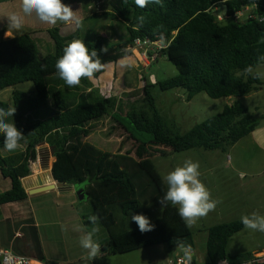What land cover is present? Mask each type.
<instances>
[{
  "label": "trees",
  "instance_id": "obj_1",
  "mask_svg": "<svg viewBox=\"0 0 264 264\" xmlns=\"http://www.w3.org/2000/svg\"><path fill=\"white\" fill-rule=\"evenodd\" d=\"M71 1V0H65ZM111 19L122 20L128 31V39L118 44H108L103 37L93 41L81 39L80 30L63 36L60 28L48 30L54 41L55 51L41 59L32 30H20L14 38L0 39V90L33 83L34 96L14 90L16 126L25 135L21 145L7 159L0 153L3 174L13 182L12 189L0 195V204L23 200L27 193L22 179L32 174L31 164L37 160L41 142L55 148L52 174L55 181L67 185L85 187L92 212L84 215L87 228L93 225L88 217H98V225L106 231L100 238L101 253L116 256L141 249L165 245L176 247V239L196 247L195 235L178 214V207L169 204L161 210L159 199L167 191L166 182L157 174L150 157L153 146L165 147L180 153L191 149L226 152L260 126V118L241 102L227 105L219 114L209 117L185 134L168 128L155 105L153 87L162 91L183 88L191 101L200 93L212 99L243 98L260 90L258 76H247L244 69L263 64L264 55V0H227V15L218 19L216 6L225 0H162V6L149 3L139 8L134 0H104ZM251 6V16L244 22L234 15ZM143 16V22L139 17ZM7 30V27L4 29ZM2 31V35L4 33ZM164 36V48L158 52L154 63L162 54L177 68L178 76L151 84L143 78L144 98L127 106L116 96H98L86 102L82 86L69 88L59 78L55 64L62 57L63 49L73 40L85 42L89 52L96 50L105 67L94 74L98 79L106 68L122 60L132 58L135 41H150L155 49ZM148 55L153 57L154 52ZM258 77V78H254ZM85 87L90 80L82 79ZM7 107L0 102V108ZM124 107L128 108L124 110ZM119 112V113H118ZM124 113V114H123ZM120 115H124L120 119ZM111 117L138 143L136 157L130 154L115 156L117 167L107 174L102 166L107 155L97 154L85 140L92 134L93 125ZM151 135L149 141L135 138L126 126ZM6 149L0 133V151ZM157 152V151H155ZM117 213L129 219L131 230L125 221H119ZM145 215L154 230L141 233L132 215ZM241 220L215 225L207 229L206 254L208 264H264V259L251 253L231 255L228 244L242 231ZM97 234L95 233V236ZM98 236V235H97Z\"/></svg>",
  "mask_w": 264,
  "mask_h": 264
},
{
  "label": "crops",
  "instance_id": "obj_2",
  "mask_svg": "<svg viewBox=\"0 0 264 264\" xmlns=\"http://www.w3.org/2000/svg\"><path fill=\"white\" fill-rule=\"evenodd\" d=\"M62 3L72 7L74 11H79L82 18L81 26L65 25L61 22L55 26H50L39 23L35 16L26 18L23 30L33 31L32 36L37 44L38 55L41 59L55 51L54 41L48 33L49 29L60 28L63 36L72 35L80 30L81 39H84L86 29H90L86 23L89 18L116 21L105 15L109 8L106 7L104 0H88L86 2L83 0H62ZM20 11V0H0V39L8 40L17 35L18 32H13L11 37H6L5 32L7 30L4 29L8 24L6 17L13 12L20 13ZM102 25L108 27L104 23ZM95 35V37H110L107 32L102 31L101 26L97 32L95 31ZM45 49L47 50L42 55L40 51L44 52ZM112 66L107 67L106 72L102 75L108 76V70ZM29 84L31 87L24 92L34 96L36 94L35 87L33 83ZM9 89L10 98H3V94L8 92L7 89L0 90V102H4L7 106L4 109L14 107V90L22 91L18 86ZM255 93L258 94V91ZM243 98H251V95ZM244 105L250 110L246 104ZM255 109L258 110V106ZM253 113L257 115L255 112ZM9 122L16 123V114L10 118ZM45 145L41 148L38 146L37 160L31 164L32 174L22 179L27 197L17 202L0 204V249L11 250L17 255L29 257L32 259V264H110L111 260L117 258V255L107 256L100 251L96 258L86 259L87 253L80 245V237L92 230L87 228L84 223V214L79 208V199L73 185L66 184V187H55L50 191L36 192V189L41 186L57 184L52 174L56 159L50 150L51 146L47 143ZM19 150L23 151L24 146L21 145L16 151ZM16 151L9 152L2 149L0 153L3 158L7 159ZM226 152L229 153L226 158L216 159L213 155L201 158L202 162L214 165H210L200 172L199 179H202L201 182L210 191L213 199L219 201L217 205H222L221 208H216L203 218L211 217L213 220L207 229L215 225L233 222L232 218L236 215L235 211H242V213L245 211L244 206L247 204V200L244 196H248L251 189L253 193L264 189V115L260 118V126L254 132L228 148ZM245 184H247V190L242 193ZM12 186V180L3 174L0 167V195L10 191ZM233 187L236 190H232ZM82 188L85 190V187ZM254 204L261 208L264 205L263 201L259 199ZM221 214L224 218L220 220ZM62 226H66L67 230H62ZM207 229L204 235L206 241L208 239ZM241 232L235 234L230 240L228 252L231 255L251 253L254 257H263L261 256L264 255L263 247L242 250L241 241L236 239ZM102 237L94 234L93 239L99 242ZM193 250L192 264H208L207 257L197 247ZM135 252L118 255L126 257L116 260L115 264H139L136 262V258L130 257ZM112 257L115 258L109 259ZM171 260L173 258L167 255V264H170ZM220 263L228 264L226 261Z\"/></svg>",
  "mask_w": 264,
  "mask_h": 264
},
{
  "label": "rangeland",
  "instance_id": "obj_3",
  "mask_svg": "<svg viewBox=\"0 0 264 264\" xmlns=\"http://www.w3.org/2000/svg\"><path fill=\"white\" fill-rule=\"evenodd\" d=\"M88 1V0H83ZM93 1V0H90ZM249 12H247L242 21L246 20ZM89 28L86 29L84 35V41H93L96 37L95 31L97 32L102 28V31L107 32L110 35L109 38L104 37L106 42L110 45L118 44L126 41L129 37L126 25L122 20H116L112 22L107 19H95L89 18L86 20ZM108 25L106 27L102 24ZM116 36V37H113ZM114 40V41H112ZM132 58L120 61L114 64L110 70L109 75H101L98 79L90 80L92 86L85 87L81 81L80 86L83 87L85 101L92 102L95 97L98 96H116L127 106L129 103L140 101L144 98V85L143 78L147 79L151 84H155L158 81H165L178 76L177 68L168 60L167 57H161L157 62L154 63L153 57L148 55V52H154V47L149 49L146 53V48L136 47ZM41 50L40 53L43 55L46 52ZM258 76L262 81V86L258 90V94L251 93V98H222L212 99L205 93H200L194 97L193 100H188V93L183 88H176L167 91H162L158 86L153 87L152 95L155 99V105L164 121L168 124L170 130H174L175 133L185 134L188 131L195 128L200 123L207 120L209 117L219 114L223 111L225 106L231 105L235 102L246 104L252 112H255L258 118H262L264 115V63L253 67V72L247 74V76ZM31 84H20L19 89L26 91L29 89ZM8 92L3 94V98H10V89ZM240 100V101H238ZM243 104V105H244ZM245 106V105H244ZM258 106V110L255 107ZM128 108L124 107V110ZM119 113V112H118ZM124 114V113H123ZM124 115H120V119H123ZM127 118L124 119L126 126L130 129L131 134L144 142L151 139V135L147 133L137 132L131 129V124H127ZM91 144L93 150L100 156L107 155V159L103 163L102 173L107 174L115 167H117V160L115 156L130 154L132 157H136V151L138 143L132 138V136L125 131L124 128L120 127L111 117H107L104 120L93 125L92 134L85 140ZM150 157H146L152 162L157 174L164 180V177L173 171L178 166H183L187 160L199 163V172H202L210 165L201 161L202 157L207 155H213L216 159L226 158L228 152L221 151H207L205 149L197 148L191 149L185 152L175 153L171 152L170 149L165 147L153 146ZM157 151V152H155ZM213 162V161H212ZM210 178V177H209ZM202 181V179H200ZM75 191L78 189V185H73ZM232 190H236L235 187ZM247 190V184H245L244 191ZM213 199V196H211ZM79 199V208L84 215H88L92 212V207L89 199ZM247 200L243 211H235L236 215L233 216L232 221L241 220L243 215H250L253 212H259L264 215L263 209L257 207L254 203L257 199L262 200L264 203V189L255 191L251 189L248 196H244ZM222 205H217V209L221 208ZM260 209V211H259ZM262 209V210H261ZM118 220L126 222V228L131 230L130 220L125 219L124 216L117 213ZM200 218L195 225L192 226V231L195 235L196 247L206 256V244L205 239L206 229L209 223L213 222L211 217ZM224 218L221 214L219 219ZM220 222V221H218ZM99 231L96 233L98 236H106V231L102 226H98ZM241 232V231H240ZM237 241H241L243 246L242 250H249V248L263 247L264 248V233L259 231H251L243 229L240 234L237 235ZM253 246V247H252ZM124 255V254H122ZM167 255L170 258H177L181 255L180 252L176 251V247L168 249L165 245H157L150 248L141 249L136 251L130 257L136 258V262L139 264H167ZM264 256V255H261ZM109 258L110 264H115V261L122 259L126 256H116ZM263 258V257H262ZM264 259V258H263Z\"/></svg>",
  "mask_w": 264,
  "mask_h": 264
},
{
  "label": "clouds",
  "instance_id": "obj_4",
  "mask_svg": "<svg viewBox=\"0 0 264 264\" xmlns=\"http://www.w3.org/2000/svg\"><path fill=\"white\" fill-rule=\"evenodd\" d=\"M128 0H124L127 3ZM139 8H145L149 3L162 6V0H134ZM20 13H11L6 18L8 21L6 37H11V33L18 32L25 26L26 18L35 16L39 23L55 26L58 22L65 25H82V18L79 11H74L72 7L62 3V0H20ZM143 22L144 17H139ZM161 44L164 43L163 34L160 35ZM264 61V55L259 57ZM105 67L97 56V51L89 52L88 47L82 40H73L63 49V55L60 57L55 68L58 76L69 87H77L82 79L92 80L94 74ZM251 66L244 69V73L251 74ZM258 78V77H254ZM16 107L7 109L0 108V133L4 136V146L9 152L16 151L21 147V141L25 135L20 131L15 123L9 122L16 114ZM199 163L187 160L183 166L176 167L173 171L164 177L167 184V191L163 198L159 199L162 208L169 204L178 207V214L187 227H192L196 222L206 217L209 212L214 211L219 201L212 199L210 191L199 179ZM93 225L92 231L87 232L80 237V245L86 250V259L92 260L100 253V244L94 241L93 236L99 231L98 217L95 215L88 217ZM134 221L141 233H147L154 230V225L145 215H132ZM241 222L245 229L259 231L264 233V215L259 212H253L250 215H243ZM62 230H67L62 226ZM176 251L182 253L179 264H192L194 250L191 244L183 240L174 241Z\"/></svg>",
  "mask_w": 264,
  "mask_h": 264
},
{
  "label": "built area",
  "instance_id": "obj_5",
  "mask_svg": "<svg viewBox=\"0 0 264 264\" xmlns=\"http://www.w3.org/2000/svg\"><path fill=\"white\" fill-rule=\"evenodd\" d=\"M226 2H227V0L218 3V5L216 6V10L217 11L220 10L221 7L223 5H225ZM251 11H252L251 6L245 8L244 10H240V11L235 13L234 19L236 21L244 22L247 19H249L250 17H252ZM247 12H249V14H248L246 20L242 21L244 15ZM217 15H218V19L220 21H222L224 19V17L226 16V15H219V14H217ZM151 45H153V44L148 40H146V41L136 40L135 41V49H137L136 47H144V48H146V53L149 51V48L151 47ZM154 45H156V48L154 49L153 61L158 56V52L164 48V45L161 43H156ZM135 49H134V52H135ZM181 256L182 255L178 256L177 258H173V260L170 261V264H179V260H180ZM260 258H262V257H260ZM263 258H264V256H263ZM0 260H1V264H32V259H30L29 257L17 255L13 251L7 250V249H0ZM219 264H221V263H219Z\"/></svg>",
  "mask_w": 264,
  "mask_h": 264
},
{
  "label": "water",
  "instance_id": "obj_6",
  "mask_svg": "<svg viewBox=\"0 0 264 264\" xmlns=\"http://www.w3.org/2000/svg\"><path fill=\"white\" fill-rule=\"evenodd\" d=\"M227 12H228V6L227 5H223L221 7V9L217 11V14H219V15H227ZM161 57H163L162 54L159 56V59ZM43 146H46L45 142H41L39 144L40 148L43 147ZM50 150L52 152V155H55V148L54 147H50ZM55 187H58V188L59 187H66V184L57 182L56 185H44V186H41L38 189H36V192L37 193H41V192H45V191H50V190L54 189ZM75 192L80 197V199H84L86 197L84 188L78 187L77 191H75Z\"/></svg>",
  "mask_w": 264,
  "mask_h": 264
},
{
  "label": "bare ground",
  "instance_id": "obj_7",
  "mask_svg": "<svg viewBox=\"0 0 264 264\" xmlns=\"http://www.w3.org/2000/svg\"><path fill=\"white\" fill-rule=\"evenodd\" d=\"M30 96V95H29ZM238 103V102H237Z\"/></svg>",
  "mask_w": 264,
  "mask_h": 264
}]
</instances>
